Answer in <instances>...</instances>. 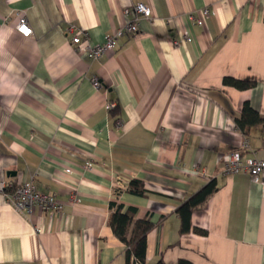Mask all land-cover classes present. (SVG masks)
<instances>
[{"label":"crops","instance_id":"0c3cea01","mask_svg":"<svg viewBox=\"0 0 264 264\" xmlns=\"http://www.w3.org/2000/svg\"><path fill=\"white\" fill-rule=\"evenodd\" d=\"M136 3L151 17L114 49L98 60L74 49L83 31L103 43ZM21 16L29 37L15 29ZM244 101L264 119V0H0V181L8 193L32 182L62 204L20 212L0 191V264H127L111 201L153 224L145 264H264V175L221 165L233 151L264 158V125L236 127ZM212 178L190 218L206 234H180L176 208ZM117 179L142 181L145 195L117 193Z\"/></svg>","mask_w":264,"mask_h":264},{"label":"built area","instance_id":"2783aa9c","mask_svg":"<svg viewBox=\"0 0 264 264\" xmlns=\"http://www.w3.org/2000/svg\"><path fill=\"white\" fill-rule=\"evenodd\" d=\"M130 13H134L133 19L128 20L119 29L105 36L101 44H90L88 34L85 31H83L81 35H75L71 40L72 44H74V49L76 51L83 50L90 58L98 60L106 52L114 49L119 37L131 35L138 30V20L140 17L147 19L151 17V11L144 3H136L123 11L126 17L130 15ZM198 13L199 17L195 19V22L198 25H203L205 18L210 14V10L205 7L199 10ZM15 29L22 37H29L32 34V29L28 24L27 18L24 16L19 17ZM183 37L184 40H189L187 33H184ZM92 84L95 88L101 86V83L95 77L92 79ZM114 105L113 102H109L105 107L110 110ZM91 165L90 162L86 163L87 167ZM221 165L223 174L226 175L240 172L247 173L253 181L257 180L259 176L264 175V158L245 157L242 151H233L224 155ZM115 184L117 191H121L126 187L125 183L120 179H117ZM6 190V184L0 181V191L5 194L9 203L20 212L29 210L33 207H37L40 210H48L50 212L60 211L62 208L61 202L54 195L39 191L32 182L20 181L14 185L11 192L8 193ZM76 198L77 197L73 194L70 196V200H77Z\"/></svg>","mask_w":264,"mask_h":264},{"label":"trees","instance_id":"16d2710c","mask_svg":"<svg viewBox=\"0 0 264 264\" xmlns=\"http://www.w3.org/2000/svg\"><path fill=\"white\" fill-rule=\"evenodd\" d=\"M222 82L227 86L240 90L249 89L255 85L253 80L238 79L230 76L223 77ZM235 124L242 134H247L250 128L264 125V119L257 110L251 107L249 102L244 101L240 109V115L235 119ZM125 189L136 195H145L146 193L143 182L137 179L130 180ZM216 189V179L212 178L179 204L176 208V213L180 219V234H186L190 231L202 235L206 234L205 230L192 226L190 218L194 211L203 208L207 199ZM116 192L119 193L120 191L116 189ZM109 209L107 223L113 234L125 245L127 264H145L146 237L153 224L148 218L136 219L134 207L124 208L121 204L111 201ZM154 264L165 263L159 257ZM175 264L192 263L187 259H179Z\"/></svg>","mask_w":264,"mask_h":264}]
</instances>
